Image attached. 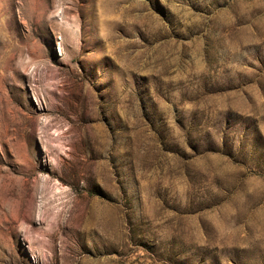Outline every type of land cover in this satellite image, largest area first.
Segmentation results:
<instances>
[{"label":"rangeland","instance_id":"obj_1","mask_svg":"<svg viewBox=\"0 0 264 264\" xmlns=\"http://www.w3.org/2000/svg\"><path fill=\"white\" fill-rule=\"evenodd\" d=\"M0 264H264V0H0Z\"/></svg>","mask_w":264,"mask_h":264}]
</instances>
